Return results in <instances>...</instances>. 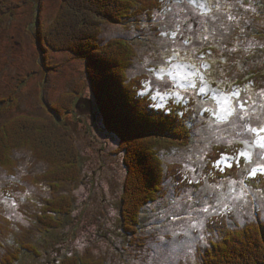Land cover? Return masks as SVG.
<instances>
[{"label":"rangeland","instance_id":"1","mask_svg":"<svg viewBox=\"0 0 264 264\" xmlns=\"http://www.w3.org/2000/svg\"><path fill=\"white\" fill-rule=\"evenodd\" d=\"M2 1V11L13 7L2 20L0 11V118L5 114L0 120L27 116L38 118L37 125L45 119L64 138L77 165L68 183L72 174L61 173L59 159L43 162L21 147L13 154V168L0 169V257L16 255L17 264H73L78 258L77 264H202L201 255L219 241L211 224L239 228L264 221V176L248 175L264 163V149L252 147L255 133L237 135L239 127L219 119L223 107L240 111L243 104L252 116L246 121L250 127H264V0H162L165 9L157 7L149 18L104 26L100 45L114 38L129 43L133 63L127 73L138 80L137 88L145 86L160 107L183 105L196 120L191 145L162 150L165 172L172 168L175 176H166L162 197L141 210L133 241L122 231L119 209L122 194H130L129 189L123 193L129 172L120 141L106 130L100 111L90 117L76 107L81 97L94 101L85 63L44 41L48 51L41 52V38L34 36L43 26L61 40L69 38L60 31L66 26H53L58 15L69 18L61 15L63 9L69 14L77 3ZM75 38L81 45L88 42ZM64 106L71 110L63 109L61 116ZM139 130L153 129H129L136 138ZM244 140L251 162L236 157L245 149ZM221 154L226 159L216 167ZM132 165L140 179L139 166ZM68 198L71 210L62 217L54 214ZM51 216L61 228L48 227Z\"/></svg>","mask_w":264,"mask_h":264},{"label":"trees","instance_id":"2","mask_svg":"<svg viewBox=\"0 0 264 264\" xmlns=\"http://www.w3.org/2000/svg\"><path fill=\"white\" fill-rule=\"evenodd\" d=\"M161 1L73 0V3L76 2L77 5L72 6L69 0H64V4L67 3L72 7L69 14L63 9L61 15L65 17L68 15L69 18L63 21L64 18L58 15L55 19L56 23L52 26L54 30L66 26L67 28L60 31L69 38L61 40L55 31L48 33L50 27L46 31L43 26L34 34L35 38H41L39 49L42 52L48 51L47 47H49L54 51L74 53L77 59L85 63L88 83L95 101V110L89 111L86 98L80 99L79 107L82 112L86 110L90 117L100 111L106 130L118 138L120 149L125 153L123 161L129 177L126 184L124 183L123 193H127L129 189L130 194L129 197L122 194L119 209L122 231L131 241H133L131 239L133 234H136L133 228L140 222L141 210L162 197L167 181V178H164L175 176L172 168L165 172L167 168L161 155L162 150L168 147L174 149L191 145L193 143L192 128L196 120L192 115L186 114L188 109H184L181 104L170 103L167 107L157 108L152 97L141 91H145V86L137 88L138 80L130 78L127 73L133 58L130 45L125 39L114 38L105 42L107 45L103 43L100 45L99 42H102L100 38L105 25H130V23L142 21L145 15L149 18V14L157 7L159 12L165 9V7L162 8ZM1 5H3L2 0H0ZM11 7H13L12 3L6 7L7 11L0 9L1 20ZM72 9L76 10L75 15ZM73 28H81V30L74 31ZM80 32L81 36H79ZM75 37H83L88 42L81 45ZM43 41L47 47L43 45ZM63 109H66L65 112L71 110L69 106H64L60 109L61 116L65 114ZM3 118L5 114L0 119ZM37 120L38 118L27 116L13 120H0V169H12L13 154L23 147L30 149L33 155L37 159H42L43 162H50L51 157L59 159L60 165L63 164L61 173L72 174L68 182L71 183L76 174L74 170L77 165L73 151L65 145L61 134L49 126L45 119L42 120V125L34 124ZM145 126L153 130L145 134L139 130L138 135L141 138H136L129 131L130 127L138 130ZM52 139L57 141L55 145L52 144ZM140 139L144 140L140 142ZM23 142L26 144H22ZM60 145L64 146L59 148ZM133 162L140 168V179L134 170ZM132 176H134L133 181H136L134 183L130 181ZM51 177L54 176L51 175ZM177 181L179 179H176V183ZM59 203L64 208L56 210L54 214L62 217L71 210L72 204L69 198L60 200ZM258 221L239 228H230L229 225L214 228L211 224L210 230L212 232L217 230L219 241H212L211 247L201 255L202 264H264V221L259 218ZM58 222V219L51 216V222L47 225L49 228H61ZM21 247L23 250L28 249L27 244H22ZM80 259L71 261L77 264ZM18 262L19 257L13 254L0 257V264H17ZM51 263L62 264V261L54 260Z\"/></svg>","mask_w":264,"mask_h":264},{"label":"snow or ice","instance_id":"3","mask_svg":"<svg viewBox=\"0 0 264 264\" xmlns=\"http://www.w3.org/2000/svg\"><path fill=\"white\" fill-rule=\"evenodd\" d=\"M189 2L192 3L193 0H189ZM176 34H177L176 32H173L172 36H176ZM161 35H167V34L161 33ZM185 43H187V41H185ZM157 95H159V93H157ZM233 95L238 96L239 94L234 93ZM262 107H264V106H262ZM239 108H240V111H237V108L235 106L223 107L221 109V114H219V119L222 121H225L227 123L232 124L234 127H239L241 131L238 132L237 135H241L242 133H255L257 136V139L255 141H253L252 147H260V148L264 149V135H261V133H264V127H261V128L250 127V125L246 121H250L252 119V116L245 109V106L243 104L239 105ZM241 112L243 114H241ZM181 115H183V113H181ZM233 117L235 119H231ZM256 119L259 120L260 117L257 116ZM237 121H240L241 123H239L237 125V123H236ZM228 142L232 143L231 140H229ZM241 143H243L245 145V149L238 151L236 154V157H238L239 160L251 162L252 152L247 150L248 141L244 140V141H241ZM236 157H234L233 160L235 162H238ZM225 159H226V157H224L223 154H221L220 159L216 160V167H220L221 163ZM227 166L232 167V164H228ZM186 167H187V165H186ZM192 171L195 172L196 169H192ZM258 173H259V175L264 176V163L257 164V167L250 170L248 172V175L250 177H256L258 175ZM185 179H187V177H185ZM190 183H191V181H190ZM202 211L208 212V208H203ZM192 226L195 227V225H192Z\"/></svg>","mask_w":264,"mask_h":264},{"label":"water","instance_id":"4","mask_svg":"<svg viewBox=\"0 0 264 264\" xmlns=\"http://www.w3.org/2000/svg\"><path fill=\"white\" fill-rule=\"evenodd\" d=\"M87 104V106L89 107V110H91V112H92V101H89L88 103H86Z\"/></svg>","mask_w":264,"mask_h":264}]
</instances>
